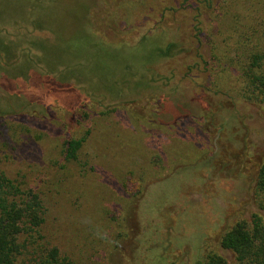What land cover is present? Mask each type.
I'll return each mask as SVG.
<instances>
[{"label":"rangeland","instance_id":"obj_1","mask_svg":"<svg viewBox=\"0 0 264 264\" xmlns=\"http://www.w3.org/2000/svg\"><path fill=\"white\" fill-rule=\"evenodd\" d=\"M25 2L0 0V11L20 21ZM97 2L51 0L47 9L36 11L47 12L55 34L81 53L92 47L88 54L81 59L71 57L72 63L65 67L38 63L28 81L19 74L0 72V122L20 115L16 121L34 126L30 141L5 159L0 171L13 176L20 173L45 192L49 199L47 239L58 240L64 252L80 264H197V255L209 250L231 259L232 254L218 244L221 233L260 209L253 184L257 164L264 158L262 112L245 101H239L234 110L229 101L225 105L229 109L203 123L213 125L203 132L194 123L196 117L181 120L191 115L194 105L201 103L199 109L219 105L205 93L213 77L197 56L193 28L197 3H131L119 20L120 30L105 34L115 44L131 48L147 33L155 40L117 59L102 44H91L88 37L87 10ZM98 3L101 8L102 1ZM166 6L176 10L168 11L157 24ZM0 32L21 42L18 55L23 52L32 65L42 59L41 39L53 41L48 30H36L30 23L9 24L1 17ZM170 42L179 44L178 53L148 60L154 47ZM15 58L19 65L20 57ZM131 60L134 66L127 70ZM139 61L143 64L138 65ZM228 116L233 123L226 137L225 128L219 131L218 125ZM86 134L81 167L65 162L59 153L63 139ZM63 164L73 167L69 180ZM129 170L142 182L143 191L137 195L123 189ZM91 205L96 206L93 218Z\"/></svg>","mask_w":264,"mask_h":264},{"label":"trees","instance_id":"obj_2","mask_svg":"<svg viewBox=\"0 0 264 264\" xmlns=\"http://www.w3.org/2000/svg\"><path fill=\"white\" fill-rule=\"evenodd\" d=\"M43 1L49 3L51 0ZM101 1V8H98L97 2L95 6L87 10V25L91 29L88 37H91V44L100 46L102 44L103 49L109 54L116 55L117 59L120 57L124 59L155 40L152 39L151 33H147L141 38L137 47L131 48L127 44H115L116 42L105 34L108 30L115 33L121 28L118 26L119 20H123L124 13L131 9V3H144L146 0ZM41 2L27 0L25 13L23 12L21 16L24 17L20 21L4 10L0 11V17L9 24L23 26V23H30L36 30H48L53 34L51 42L46 40L47 38L41 39L39 47L43 54L42 59L39 62L35 61L32 65L33 60L31 61L23 52L20 56L18 55L23 47L21 42L9 39L0 32V54L7 60L0 59V72L19 74L20 78L28 81L30 71L36 64L42 63L49 67L64 65L65 67L72 63L71 57L81 59L84 53L88 54L89 49H92V47L86 48L85 52L81 53L75 49L76 46L56 35L55 30L48 25L47 12L45 15L36 13L48 8L45 7L47 3L43 5ZM183 3L199 5L194 16L197 24L193 26L198 44L197 56L202 59L205 69L213 77V82L206 88L205 93L219 105L214 106V109L211 106L206 109L202 107V110L199 109L201 103L198 107L194 105L193 112H189L191 115L182 117L181 120L196 117L194 123L196 122L200 131L204 128L208 130L213 125L205 127L203 123L209 122V119L219 114L222 109H229L225 106L229 101L234 110L239 106V101L257 105L264 116V0H220L218 3L215 0H183ZM171 10L176 9L166 6L157 24H161ZM205 13L207 16L204 15ZM5 17L12 18L7 21ZM156 27L148 30L151 31ZM153 50L155 52L153 51L147 58L148 60L156 58L158 61L161 58L173 57L180 48L177 42H170L165 46L154 47ZM17 56L20 57L19 65H17L19 60L15 58ZM139 62L138 65L143 64ZM198 64L200 65V63L196 65ZM15 65L18 68H14ZM131 65L133 60L127 66L128 69H125L132 70L134 65ZM196 113L197 115L194 116ZM10 117L0 122V154H2L0 165H4L5 159L30 141V137L33 136V125L30 126L25 121H16L18 117H21L20 115ZM232 123L233 118L228 116L227 119L220 121L219 131L225 128L223 134L226 133L228 137ZM40 136L36 133V137L40 138ZM87 137L86 134L63 139L59 146V153L64 157L65 162L81 164L82 149L85 147ZM222 138L221 135L220 139ZM228 150L233 152V148ZM207 151L208 149H204V152ZM213 155L216 154L213 153ZM244 155L249 157L248 154ZM159 157L161 158L160 155ZM198 159L199 162L203 160L201 156H198ZM213 160L214 158H209V161ZM161 162H164L162 158ZM86 164L89 165V162L87 161ZM257 167L253 191L260 209L252 213L250 217H243L229 224L219 237L220 248L231 253V259L220 252L209 250L204 256L197 255V262L195 261L197 264H264V158L260 160ZM63 168L65 175L69 174L67 180L73 177L71 165L63 164ZM137 176L133 170H129L124 175L122 185L129 195H137L143 191L142 182ZM48 201L45 192L38 186L31 185L25 176L20 173L13 176L5 170L0 171V264H80L78 260L64 252L58 240L57 243L47 239L45 229L49 221ZM93 207L96 208V206L91 205L92 218L94 217ZM178 226L183 227L182 224ZM172 237L175 239L173 233ZM192 248L195 249V247L190 249ZM156 251V249L152 251L153 256ZM166 251L162 252L166 253Z\"/></svg>","mask_w":264,"mask_h":264}]
</instances>
